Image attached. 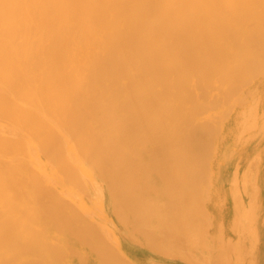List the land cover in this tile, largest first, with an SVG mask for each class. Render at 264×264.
<instances>
[{
  "label": "bare ground",
  "instance_id": "6f19581e",
  "mask_svg": "<svg viewBox=\"0 0 264 264\" xmlns=\"http://www.w3.org/2000/svg\"><path fill=\"white\" fill-rule=\"evenodd\" d=\"M227 185L261 208L264 0H0V264H216Z\"/></svg>",
  "mask_w": 264,
  "mask_h": 264
},
{
  "label": "rangeland",
  "instance_id": "374dc122",
  "mask_svg": "<svg viewBox=\"0 0 264 264\" xmlns=\"http://www.w3.org/2000/svg\"><path fill=\"white\" fill-rule=\"evenodd\" d=\"M230 187L234 186L227 185L226 187L221 188L220 194H223V199L221 200L219 210L222 211V205H224V210L225 204L229 207L225 211L226 215L221 218L223 220V223L221 220V225H219V229L222 231V234L219 235V242L217 241L216 247L213 245L212 242H210L213 238L212 233L209 232L210 234L208 233L206 235V238H210V243L207 244H211L212 246H214L213 248H210V253L212 249V252L215 251L214 253H211L212 256L215 255L216 252V255H223L219 262L217 259L216 264H264V200L261 202V208L253 211L251 210V205L255 203V201L249 200L245 198L244 195L239 193L235 194L233 192L234 195L231 194ZM216 188L218 187L216 186ZM236 197L238 198V200ZM239 209H245L248 214L252 212L256 213V221L254 222V219H247V217L241 215L239 213ZM255 227L257 228V232ZM223 230H226V232L224 233ZM253 235H255L254 237L257 239L256 242L254 241L255 239ZM218 246H221V249L217 248ZM203 250L204 248L201 251ZM260 250H263V253ZM211 259L214 260L213 257ZM213 260H210L209 263H206L215 264V261L212 262Z\"/></svg>",
  "mask_w": 264,
  "mask_h": 264
}]
</instances>
